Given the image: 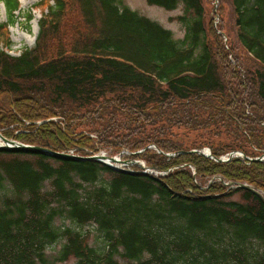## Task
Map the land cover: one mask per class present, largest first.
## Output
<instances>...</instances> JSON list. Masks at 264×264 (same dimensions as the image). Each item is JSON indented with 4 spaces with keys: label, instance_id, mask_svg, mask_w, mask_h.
Here are the masks:
<instances>
[{
    "label": "trees",
    "instance_id": "16d2710c",
    "mask_svg": "<svg viewBox=\"0 0 264 264\" xmlns=\"http://www.w3.org/2000/svg\"><path fill=\"white\" fill-rule=\"evenodd\" d=\"M0 1L1 134L127 149L158 172L0 147V264H264V159H251L264 153V0H227L231 37L224 0L216 26L205 0H145L183 6L180 40L117 0ZM36 9L33 46L11 55L10 26ZM207 147L213 158L191 152ZM233 151L251 160L214 159Z\"/></svg>",
    "mask_w": 264,
    "mask_h": 264
},
{
    "label": "rangeland",
    "instance_id": "374dc122",
    "mask_svg": "<svg viewBox=\"0 0 264 264\" xmlns=\"http://www.w3.org/2000/svg\"><path fill=\"white\" fill-rule=\"evenodd\" d=\"M117 1H120L122 4H125L127 7L131 8L134 11L136 10L138 13H140L144 17H148L154 20L155 22H158L163 28L169 29L172 32L174 39L180 40V38L183 37L184 35L183 26L180 24V22L174 20L176 16L182 13L183 6L178 5V8L175 10L166 11L161 7H158V6L155 7V6L148 5L145 0H117ZM18 2H20L21 13H25L27 9L34 7V5L38 2V0H18ZM204 2L206 5V12H207L206 16L208 17V19H211L214 17L213 25L216 26L219 23V19H220V17L216 15L219 3L217 0H211V1L205 0ZM223 4H224L223 5L224 7L223 15L225 18L224 22H226L225 24L226 30L227 32L230 33V37H231L233 36V33H232V26H231V20H230L232 17L231 11H230V5L227 4V0H224ZM32 15H33V19L30 21V23L28 24L25 23L24 19L21 16H19L16 19L14 25L9 28L8 32L10 35V41H11V46H12L9 53L11 55L16 56L24 48L33 46L36 36H37V30H38L37 20L40 18L41 14L37 9L36 11H34ZM5 17H6L5 6L0 1V22H4ZM224 38H225V42H227L226 41L227 38L225 36ZM174 131L177 133H184V135H180L181 137L182 136L186 137L188 140H195V137H194L195 135L192 133L186 135L185 130L183 131L182 129H179L177 127L174 128ZM207 148H202V149H207ZM98 151L105 153L106 155L113 154L110 149L100 148ZM120 151H125L126 154L127 153L130 154L131 152V151H128L127 149H123ZM112 156L120 159L121 161L129 162L127 164L120 163L119 167L128 168L130 163H135L134 161H136V159L134 158H130L131 160L125 159L124 156H120V155L118 156L117 154L112 155ZM137 161L139 165L145 163V161L143 160H137ZM145 171H148V170H145ZM2 194H3V190H0V202H1ZM232 199L239 201L240 195L236 194L232 196ZM88 240L90 243H94L97 241L96 243L100 244L98 233L94 230L89 232ZM58 247L59 245L57 244L56 246H51L47 249V253L51 254L49 255L50 259L53 257L52 255L56 253V251L58 250ZM56 264H75V263H74V259L71 258L69 259V261L58 262Z\"/></svg>",
    "mask_w": 264,
    "mask_h": 264
},
{
    "label": "water",
    "instance_id": "95a60500",
    "mask_svg": "<svg viewBox=\"0 0 264 264\" xmlns=\"http://www.w3.org/2000/svg\"><path fill=\"white\" fill-rule=\"evenodd\" d=\"M0 147H4V148H20V147H23V148H27V149H33L34 151H37V152H40V153H45V154H48V155H55L57 157H61V158H68V159H72V160H81V161H87V160H93V161H96V162H101V163H104L107 167H110L111 169L115 170V171H128L126 170L124 167H119V164L122 163V164H127L129 162L127 161H121L120 159L114 157V156H111V155H106L105 153H102V152H97V153H92V152H88L89 154H86V155H79V154H75V155H72V154H69V153H62V152H57V151H51L49 148L47 147H40V146H36V145H27V144H23V143H19L15 140H12V139H7L6 137H4L1 133H0ZM160 150H158L159 152ZM191 152L193 153H199V154H202L203 156L205 157H210V158H213L210 154V150L207 148V149H202V150H191ZM167 156H173L172 154H167ZM232 156H239V157H243L244 159H248V160H251L249 159L248 157L244 156V154L242 152H230L229 155H227L226 157H218L217 158H214L217 162H224V161H229V159L232 157ZM264 158V153L260 156V157H256V158H252L253 160L255 161H262V159ZM135 163H130L129 165L131 164H137L138 167L142 170L141 172L143 173H147L145 170H150L149 167L145 166V164H141L139 165L138 161H134ZM129 172V171H128ZM218 180H220V178H218ZM226 185L230 187H237V188H245V189H249L250 191H253L256 195H258L259 197L262 198V194L254 189V187L252 186H249L247 185L246 183H241V184H238V183H234V182H230V183H225Z\"/></svg>",
    "mask_w": 264,
    "mask_h": 264
}]
</instances>
